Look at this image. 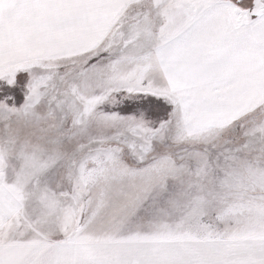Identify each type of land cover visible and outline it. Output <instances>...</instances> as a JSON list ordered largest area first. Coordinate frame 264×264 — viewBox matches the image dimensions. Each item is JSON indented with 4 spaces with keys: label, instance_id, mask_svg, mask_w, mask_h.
<instances>
[{
    "label": "snow or ice",
    "instance_id": "snow-or-ice-1",
    "mask_svg": "<svg viewBox=\"0 0 264 264\" xmlns=\"http://www.w3.org/2000/svg\"><path fill=\"white\" fill-rule=\"evenodd\" d=\"M0 264H264V0H0Z\"/></svg>",
    "mask_w": 264,
    "mask_h": 264
}]
</instances>
